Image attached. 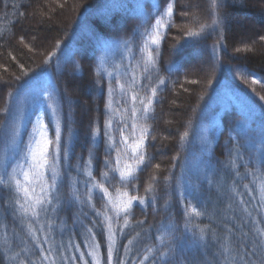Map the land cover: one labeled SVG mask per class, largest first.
I'll return each mask as SVG.
<instances>
[{
  "label": "trees",
  "instance_id": "obj_1",
  "mask_svg": "<svg viewBox=\"0 0 264 264\" xmlns=\"http://www.w3.org/2000/svg\"><path fill=\"white\" fill-rule=\"evenodd\" d=\"M167 2L0 0V174L5 167L11 173L22 161L41 112L49 138L54 139L55 121L47 108L54 105L61 127L60 178L51 204L33 227L44 249L49 248L45 235L54 241L57 257L87 254L84 240L91 229L106 260L107 230L103 216L96 215L105 210L106 199L93 189L88 201L94 181L87 172L113 195L116 188L124 190L117 174L110 173L105 181L101 173L109 171L117 149L124 147L119 143L121 129L126 136L132 131L130 119L122 122L130 115L125 109L132 106V92L147 97L153 88L152 111L147 120L139 121L148 128L145 164L127 186L129 195L145 202H133L128 226L117 232L119 255L127 264H139L147 249L154 248L144 264H162L159 255L171 244L167 264H219L225 236L237 255L242 241L251 248L255 221L264 227L259 190L264 157L258 138L264 128V101L259 99L264 96V40L260 39L264 0H217L219 26L193 38L185 32L198 31L199 23L210 22V0H175L171 26L161 31L154 51L156 63L144 72L141 33L151 27ZM154 4L160 5L158 10ZM252 23L257 30L251 40H244L241 28ZM101 59L106 71L98 73ZM133 76L135 87L123 95L117 81L127 86ZM136 107H141L139 101ZM109 119L112 126L106 128ZM125 122L129 127H124ZM17 125L19 135L14 136ZM97 128L99 134L93 139ZM185 132L187 137L181 139ZM109 137L114 142L111 149ZM89 150L92 163L86 168ZM106 158L112 164L106 166ZM149 184L154 191L145 192ZM17 199L14 189L0 185V258L7 249V255L14 257L8 264L20 260L38 264L40 249L28 235L29 220L20 213ZM189 207L203 214L186 216ZM123 221L122 215L114 227L118 229ZM194 226L205 230L203 240ZM70 243L79 244V251ZM124 246L130 251L125 253Z\"/></svg>",
  "mask_w": 264,
  "mask_h": 264
},
{
  "label": "snow or ice",
  "instance_id": "obj_2",
  "mask_svg": "<svg viewBox=\"0 0 264 264\" xmlns=\"http://www.w3.org/2000/svg\"><path fill=\"white\" fill-rule=\"evenodd\" d=\"M155 9H159V4H154ZM218 3L217 0H210L209 8L211 10V20L210 22L205 21L199 23V30H188L185 32V36L189 38L201 36L207 29H215L220 24L219 12H218ZM175 0H168L166 7L160 12L157 16L155 22L151 25L150 28H145L141 33L142 35V46L140 52L142 53V63L144 67V72H147L152 66L155 65L156 59L154 56V51L159 48L161 42V31L171 26V21L174 16ZM199 20V17H197ZM261 40H264V36L260 37ZM247 50V49H245ZM240 51V49H237ZM158 55V52H156ZM104 61L101 59V64L97 68V72L106 71L103 68ZM109 77L113 76L112 72H108ZM259 83L260 81H254ZM160 84H163L164 81L160 80ZM117 85L123 95H127L135 85L136 80L133 76L132 80L126 86L125 84H120L117 81ZM113 89L110 87L109 92ZM48 93L44 92L43 96L48 97ZM156 96V89H151V95L147 97L140 96L138 92H132L130 100L132 106L130 109H125L126 113L130 112V115H125L122 118L123 121L131 120V129L132 131L128 136L123 134V129H121V139L119 143L124 145L123 149H117L115 163L109 169V171H104L101 173V176L105 181L110 179V173L117 174L119 176V181L124 185V190L120 188L115 189V195L109 191L108 187H105L103 182L95 181V177L92 176V172L88 171L87 175L89 178L94 181L87 193V199L89 202L92 200V190H99L101 199H106L104 205V211H97V216H103V225L107 230V253L106 260L103 259L101 254V245L95 240V233H92L91 229L88 230L89 236L85 238L84 243L87 246V254L83 251L79 252V257L73 256H64L60 255L57 257L53 255L56 252V247L54 241L49 239L48 235L44 236V242L49 244L48 249H44L40 243V237L37 236V229L33 227V221L39 223V218L42 212H46L47 205H50L52 202V192L57 188V181L60 178V173L57 170V164L60 161L61 153V127L60 120L58 117L57 109L54 105L48 104L47 108L51 110V116L53 117L54 123V139H50L48 132V126L43 122L44 113L41 112L36 116V122L32 127V131L29 134L30 139L26 145V150L22 161L16 163L12 167L11 173L7 172V167H5L4 173L0 174V185H3L6 188L14 189L18 199L15 203L19 207L20 213L29 220L28 223V235L33 241L36 242V246L40 249V256L38 259V264H65L67 261L75 262L77 259L82 262V264H127V261L124 257L119 255V249L117 247V232H123L124 227H127L129 221L127 219L130 210L133 206L134 201H138L143 204L144 198L140 196L129 195L127 186L133 181L136 180L137 172L141 169V166L145 164L146 154L144 151V143L147 138L148 128L139 123L140 120H147L149 114L152 111L153 98ZM259 99L264 101V96H260ZM139 101L141 107H136V102ZM146 101V102H145ZM107 108H111V104L106 105ZM3 111H7L4 109ZM115 111V109H113ZM112 126V120H106L105 127L109 128ZM124 127L127 128L129 125L125 122ZM241 129L244 130V126H241ZM99 134V129L93 131V139ZM107 134V133H106ZM13 135H19V126L13 130ZM188 133L185 132L184 137H187ZM132 137V142L129 143V137ZM259 151L264 157V128L259 132ZM109 149L114 147L113 138L109 137ZM67 157V151L64 153ZM92 163V152L89 150V158L85 167ZM112 164V161L108 158L105 159V165L108 166ZM159 168V165H157ZM155 181V176L151 178ZM168 179L167 177L165 178ZM135 185H133V188ZM245 188L248 186L245 185ZM259 190L261 194V200L264 202V174H261V182L259 185ZM154 191L153 185L149 184L145 188V192ZM74 199H79V196L73 193ZM241 203L243 201L241 200ZM94 207V206H93ZM111 213V214H109ZM201 213L196 207H189L185 211L186 216H196L199 217ZM123 215L124 221L123 225L118 229L114 227L115 224H119V218ZM250 215V213H249ZM142 223V222H138ZM261 221H255V229L253 238L250 241L251 248L247 244L241 243L239 248L236 250L237 255H233V248L231 247V242L228 236H225V243L221 246L219 256L221 257L219 264H264V227H260L259 224ZM43 225H40V231L43 232ZM196 227L200 232V239H204L205 230L200 229L199 226ZM186 227V231H187ZM243 240L248 239V234H242ZM161 244L164 243L163 236L160 238ZM131 243V241H129ZM63 247V245H61ZM69 247H74L79 251V244H69ZM125 247V253L130 251L127 246ZM172 250L171 244L167 251L161 252L159 259L162 264H167V257L169 252ZM27 251V249H25ZM156 251L154 248H148L147 253L144 255L143 259L140 260L139 264H144L145 260L149 259V254H152ZM19 253H16L18 256ZM86 255L88 258H86ZM255 257L256 259H251ZM14 257L7 255V249H5V255L0 258V264H8L9 261L13 260ZM19 264H26V261L20 260ZM135 264V261H133Z\"/></svg>",
  "mask_w": 264,
  "mask_h": 264
},
{
  "label": "rangeland",
  "instance_id": "obj_3",
  "mask_svg": "<svg viewBox=\"0 0 264 264\" xmlns=\"http://www.w3.org/2000/svg\"><path fill=\"white\" fill-rule=\"evenodd\" d=\"M256 27L257 25L255 23L254 24L252 23V24H249L247 28H241L242 30L241 32H242L244 40H247V41L251 40L252 33L257 30Z\"/></svg>",
  "mask_w": 264,
  "mask_h": 264
},
{
  "label": "bare ground",
  "instance_id": "obj_4",
  "mask_svg": "<svg viewBox=\"0 0 264 264\" xmlns=\"http://www.w3.org/2000/svg\"><path fill=\"white\" fill-rule=\"evenodd\" d=\"M246 104H244V106H245ZM240 107L242 106V104L240 103V105H239ZM240 107H239V109H240Z\"/></svg>",
  "mask_w": 264,
  "mask_h": 264
}]
</instances>
